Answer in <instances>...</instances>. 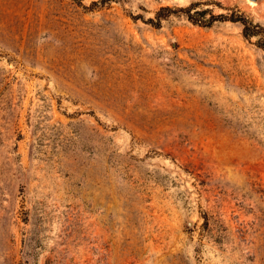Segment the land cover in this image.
Wrapping results in <instances>:
<instances>
[{"label":"rangeland","instance_id":"rangeland-1","mask_svg":"<svg viewBox=\"0 0 264 264\" xmlns=\"http://www.w3.org/2000/svg\"><path fill=\"white\" fill-rule=\"evenodd\" d=\"M263 43L264 0H0V264H264Z\"/></svg>","mask_w":264,"mask_h":264},{"label":"trees","instance_id":"trees-1","mask_svg":"<svg viewBox=\"0 0 264 264\" xmlns=\"http://www.w3.org/2000/svg\"><path fill=\"white\" fill-rule=\"evenodd\" d=\"M190 11L191 9H186V8H180L178 10H172L168 7H165V8H161V10L157 13V16H156V23L153 22L152 20L150 21L154 26H158L159 23H160V19L161 17H167L169 14H172V13H176V12H185L186 15H187V19L192 22V24H195V25H201V26H207V25H203L199 22H197L196 19L193 18V16L190 14ZM161 12H167L169 13L168 15H164V16H161ZM195 13H198V12H195ZM226 16H216V18L214 16H211V21H214L215 19H225ZM232 22H239L241 25H242V35L245 39H248V38H251V37H256L259 35V26L257 25H252L251 23L248 22V20H246L245 18L241 17L239 19H235L233 17H230L229 18ZM264 45V43L262 44Z\"/></svg>","mask_w":264,"mask_h":264},{"label":"water","instance_id":"water-1","mask_svg":"<svg viewBox=\"0 0 264 264\" xmlns=\"http://www.w3.org/2000/svg\"><path fill=\"white\" fill-rule=\"evenodd\" d=\"M252 1H254V0H252Z\"/></svg>","mask_w":264,"mask_h":264}]
</instances>
